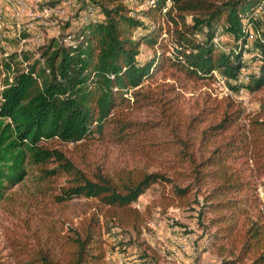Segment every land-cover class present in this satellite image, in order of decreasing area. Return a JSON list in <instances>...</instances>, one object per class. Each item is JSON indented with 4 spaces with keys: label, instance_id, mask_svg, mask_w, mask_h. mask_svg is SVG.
<instances>
[{
    "label": "trees",
    "instance_id": "1",
    "mask_svg": "<svg viewBox=\"0 0 264 264\" xmlns=\"http://www.w3.org/2000/svg\"><path fill=\"white\" fill-rule=\"evenodd\" d=\"M171 3L75 0L77 14L37 59L34 53L0 59V199L24 182L33 164L46 178L69 183L52 195L53 206L94 203L79 221L60 227L53 211H44L47 218L27 215L11 237L10 260L0 264H108L106 236L113 229L140 235L145 217L134 204L158 185L170 187L168 207L202 195L211 245L227 257L224 264H264V115L241 123L244 111L236 101L210 98L198 115L183 120L175 86L164 91L172 94L167 101L145 87L173 69L194 82L217 73L236 93L262 90L264 0ZM82 12L96 22L75 26ZM144 47L155 53L145 62ZM155 103L160 121L134 119L135 109ZM165 128L172 137L156 142ZM91 143L114 145L135 163L109 171L98 166L88 175L52 147ZM157 154L167 157L157 160ZM51 163L58 166L49 169ZM156 164L159 170H152Z\"/></svg>",
    "mask_w": 264,
    "mask_h": 264
},
{
    "label": "rangeland",
    "instance_id": "2",
    "mask_svg": "<svg viewBox=\"0 0 264 264\" xmlns=\"http://www.w3.org/2000/svg\"><path fill=\"white\" fill-rule=\"evenodd\" d=\"M70 1L71 4L69 0H42L40 3L36 0H0L3 22L0 28V59L12 55L20 58L25 53H34L33 60L37 59L42 47L55 37H59L64 31L65 22L77 14L78 7L73 8L75 0ZM88 14L91 13L82 12L74 25L95 23L96 17ZM78 29H68L65 32L70 34ZM162 39L166 40L167 44L170 43L166 31L163 32ZM217 40L219 41L218 37ZM65 41L67 43L69 39ZM161 53L159 50L158 54ZM154 57L153 50L143 48L140 57L142 61H149ZM244 59H247V55ZM218 77L194 82L180 72L166 69L157 73L153 80L146 82L145 87L149 86L157 99L163 98L167 101L172 94L164 91L175 86L181 94L179 111L183 120H190L198 115L210 98L219 102L228 98L236 101L244 111L241 123H248V117L264 115V88L255 93H248L246 90L236 93L230 90L225 80L222 82ZM160 106L155 103L153 106L137 108L133 112L134 119L140 122H158L163 117L160 114ZM169 132L166 128L157 131L156 142L171 138ZM142 143L150 141L143 140ZM52 147L63 151L88 175L91 169L98 166L107 167L109 171L135 163L128 153L108 143H91L86 146L54 144ZM164 157H167V154L155 156L157 160ZM57 166V163H51L48 168L53 169ZM158 166L159 164H156L152 170L158 169ZM27 167L28 174L24 182L11 188L4 199H0V263L10 260L8 255L12 253L11 237L16 234L15 227L20 226L22 219L27 215L34 213L36 216L47 218L44 211H53L60 227L70 219L79 221L94 205L92 201L76 199L58 208L53 206L52 195L60 194V189L69 185L66 178H46L48 175L42 173L38 166L29 164ZM169 190L170 187L154 186L134 204L145 217V225L140 235L133 230L118 232L113 229L110 235L106 236L108 264H224L227 257L219 256L211 245L209 229L206 228L209 214L205 213L202 195L194 192L187 205L168 207L164 195ZM259 193L264 200L261 188ZM185 239L189 241V246L183 250L181 245Z\"/></svg>",
    "mask_w": 264,
    "mask_h": 264
},
{
    "label": "built area",
    "instance_id": "3",
    "mask_svg": "<svg viewBox=\"0 0 264 264\" xmlns=\"http://www.w3.org/2000/svg\"><path fill=\"white\" fill-rule=\"evenodd\" d=\"M38 3H40V2H42V0H36ZM154 3H155V0H149V5H154ZM69 4H71V1L69 0ZM127 4L129 5V6H133V4H132V2H127ZM171 0H168V7H170L171 6ZM168 11V8H165L164 9V13H166ZM90 15H92V14H88V16H90ZM2 25H3V22H2V9H1V3H0V28L2 27ZM217 42H218V40H217ZM215 76H219L217 73H215ZM222 82L224 81V79L222 78V77H218ZM188 246H189V241L187 240V239H185L184 241H183V243H182V245H181V247H182V249L183 250H185V249H187L188 248ZM125 264H129V263H125Z\"/></svg>",
    "mask_w": 264,
    "mask_h": 264
}]
</instances>
